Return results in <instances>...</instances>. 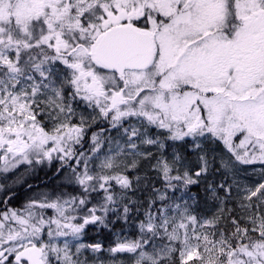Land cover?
<instances>
[{"label": "snow or ice", "instance_id": "obj_1", "mask_svg": "<svg viewBox=\"0 0 264 264\" xmlns=\"http://www.w3.org/2000/svg\"><path fill=\"white\" fill-rule=\"evenodd\" d=\"M77 102L88 113L79 115V123ZM40 115L53 122L50 130ZM89 119L107 121V131L124 137L123 143L117 140V152L100 160L96 174L88 169L93 157L73 147L81 144ZM92 142L90 151L98 154L95 133ZM167 148L173 150L170 156ZM0 150L4 171L33 160L51 162L57 153L56 159L72 169L67 182L83 193L32 201L26 216L10 210L20 230L10 229L4 242L19 241L22 250L9 249L15 264H88L80 258L84 250H102L99 243L78 241L87 225L108 227L110 212L128 221L131 209L125 203L119 213L111 184L133 188L119 171L121 155L154 159L153 168L173 190L204 185L206 198L223 205L235 187L247 201L241 207L252 210L258 204L247 217L250 229L234 219L231 234L220 231L218 238L220 217L198 220L187 200L183 207L147 211L138 225L140 238L118 240L110 253L132 254L134 264H164L176 251L182 264L193 257L201 264H264L259 206L264 205V167L254 185L241 183L246 172L241 166H264V0H0ZM137 163H124V170ZM98 190L102 202L87 207L90 193ZM119 195L123 199L127 191ZM159 199L170 198L160 194ZM168 208L179 213L178 225ZM36 209H52L54 215L45 219ZM81 209L86 214L78 217ZM185 220L211 229L198 233L193 227L195 248ZM178 229L185 230L182 241ZM60 237L66 238L62 247L56 242ZM164 237L183 247H158L154 241ZM201 240L209 253L206 261L198 251Z\"/></svg>", "mask_w": 264, "mask_h": 264}, {"label": "rangeland", "instance_id": "obj_2", "mask_svg": "<svg viewBox=\"0 0 264 264\" xmlns=\"http://www.w3.org/2000/svg\"><path fill=\"white\" fill-rule=\"evenodd\" d=\"M63 67V66H60ZM39 79V77H37ZM57 86H59V82H57ZM70 92V88L65 87L64 93L65 96H68V93ZM77 110V115L75 117V122L79 123V115L83 112L85 115L88 113L83 109V105L80 104L79 102L74 105ZM39 120L43 122V124L50 130L52 127V121L48 119L46 115H40L37 117ZM110 128V125L108 124L107 121L104 120H97L96 122H92L91 119H89V127L86 128L84 138L81 142V144H74L73 147L76 150L77 154L79 152H84L87 156H92L93 158L89 161L88 169L90 172L93 174H96L97 172H100L101 169L99 168L100 160L103 159L107 155L114 154L117 152L119 149L117 147V140H120L121 143H123L124 137L122 135H118L117 132L113 129L110 132L107 131ZM154 129L150 130L151 132H154ZM96 134L100 140L101 143V148L100 152L98 154L99 159L95 158V155L91 153L90 149L92 147V136L93 134ZM111 149V152L109 151ZM2 151V150H1ZM127 151V150H126ZM154 153L156 152L155 149H153ZM166 153L170 156L172 154V149L167 148ZM3 154V151H2ZM158 154V153H156ZM57 153H53V159L51 162L48 160H44L42 163L48 165L52 162H56L59 164V166H62L61 164L65 165L63 161L60 159H56ZM18 159V158H17ZM117 161L120 162V172L124 175H127L129 179L132 182L133 188L132 190H121L119 185L116 184L115 180L111 181L112 184V191L117 194V198L119 200L118 205L116 206L118 208V211L123 210V205L125 203H128V205H150L153 200L157 201L158 203L162 200L159 199L160 194H165L166 196H170L172 191H175L176 194H179L180 191L179 189L173 190L171 188H168L165 186L164 181L160 178L159 173L153 168V165L156 163V161L153 160H145L142 157H133L131 155H121L118 156ZM133 159L137 160V167L135 169L129 168L128 170H124V163L131 164ZM8 160L11 161L12 157L11 155L8 156ZM69 163L73 166L76 167V162L74 160L69 161ZM35 163V160H33V163L31 165L25 164V163H20L17 164L15 167H9L8 171H4L5 164L4 161L1 162L0 160V191L6 190L9 188L13 182H15L20 175H22L27 168L31 167ZM41 164V163H40ZM68 167L67 165H65ZM243 168H246V172L241 173V183L242 184H248V185H254L256 182H258L261 178V172L259 169H261L262 165L260 164H255V165H248V166H241ZM60 168V167H59ZM70 172L71 168L68 167ZM79 170L81 172L84 171V165L83 163H80L79 165ZM106 171V170H105ZM175 183V182H173ZM204 189V185H195L192 187H200ZM121 191H127L126 197L123 199L120 198V193ZM100 192L102 195L103 193L101 191L93 192V193H98ZM192 199L193 197H189ZM235 203V206L242 218L243 221H245L247 224L251 223L247 219V217L251 214L252 210H255L257 207V204H253V209L249 210L246 208L241 207V203H247V201H241V199L237 196V189L234 187L232 190V196L231 198H227ZM255 200V198H253ZM185 200L188 201V197L183 196L180 198V200H174L170 205L174 208L176 204H180L181 207L184 206ZM198 201H191L188 202V204L191 206L190 211L193 215L197 216V219L200 221H203L204 219L210 218L214 215L221 217V215L225 212L224 208L225 206V201L223 205L220 204L218 201H211L206 198L205 191L203 194V199L200 201V207L202 210V214L199 213V215H196L194 212V209L197 205ZM29 205V204H28ZM28 205H25L22 207L20 210H13L12 209H6L3 211H0V224H3L4 227L0 228V252L3 253V257H0V259H4V264L7 262V259L10 257L11 260L15 256L14 252H10L9 249L15 245L17 250H22L19 249V241H8L4 242L9 234L10 229H15V230H20V225L17 224L14 220L11 219V211L17 212L18 215L20 216H26V208ZM159 206V205H158ZM261 211H264V205H259ZM165 206H159V209ZM11 210V211H10ZM37 212L43 211L44 214L46 212L49 213L48 218L52 217L54 215V212L52 209H45V210H40L36 209ZM5 213L8 214V219H5ZM170 217L175 215L176 217V224L178 225L180 223V216L179 213H173L171 208H168V213ZM145 215V212H144ZM184 223L188 224V229L187 233L189 237H192L189 241L190 245L195 248L197 241L193 237V227L196 228V231L198 233H203L204 231H207L208 229H201L199 228L198 225H191L187 220L184 221ZM139 225V222L136 224ZM54 227V226H53ZM252 227V225H251ZM139 228V227H138ZM171 230V229H170ZM139 231V230H138ZM181 241L184 239V234L185 230L184 229H178ZM114 239H115V244L117 241H134L135 239L130 235V232L127 228H124L123 230L116 231L113 233ZM66 238L60 237L57 238V243L62 247L63 242ZM67 239L71 240V237H68ZM42 240L47 241L48 236L47 232L42 234ZM156 240H159L161 242H158ZM154 243L158 247H163L165 245H168L171 243V245L177 249H180L183 247L180 241H173L170 242L167 240L166 237L163 239L157 238ZM79 243H84L82 236ZM75 243V242H74ZM85 244V243H84ZM149 251H152L151 248L148 249ZM72 251H75V248H72ZM199 253L205 257V261L207 260L209 253L204 251L203 247V241L201 240L200 242V247L198 249ZM177 252V257H178V262L179 264H182L181 262V257H180V252ZM174 253V252H173ZM171 254V256L173 255ZM81 259H87L88 264H134V257L132 254L129 253H122V254H112L108 251V249H102L100 252L93 253L90 249L84 250V254L80 257ZM195 262L197 264H201V261L197 259L196 257H193L190 260H187L188 263ZM13 263V261H12ZM15 264V263H13ZM53 264H55V261L53 260Z\"/></svg>", "mask_w": 264, "mask_h": 264}, {"label": "trees", "instance_id": "obj_3", "mask_svg": "<svg viewBox=\"0 0 264 264\" xmlns=\"http://www.w3.org/2000/svg\"><path fill=\"white\" fill-rule=\"evenodd\" d=\"M58 163L52 162L48 165L33 164L31 167L27 168L26 171L19 176V178L13 182V184L6 190L0 191V211L6 209L20 210L23 206L30 204L32 201H41L44 198L55 199L57 196H60L61 199H70L73 196L80 197L83 195L80 187L76 184H69L66 180V177L71 174L68 167ZM60 167V168H59ZM180 191V190H179ZM204 189L200 187L190 186L186 192H181L176 194L175 191H172L170 199L165 201H160L159 203L155 200L151 202V208H149L147 203L145 205H128L131 209L129 213V219L125 222L123 219L118 218L116 212L108 213L106 221L108 222V227L98 226L95 224L87 225L84 232L82 233V239L85 244H94L99 243L102 246V249H110L115 246V239L113 233L116 231L123 230L127 228L130 232V235L135 239L140 238V231L138 225H136L141 220L145 219L144 212L151 211L152 213H157L160 209L159 206L170 205L174 200H180L181 197H188V202L198 201L194 212L196 215L199 213L202 214L200 207V201L203 199ZM223 196L224 193H221ZM102 194L90 193L89 203L87 207H92L93 205H98L102 202ZM193 197L190 199L189 197ZM159 205V206H158ZM225 208L224 213L221 215L218 224H217V238L220 231L225 232L230 235L234 230V225L232 221L235 219L241 227L247 226L251 228L250 224H247L242 220L235 203L229 199H225ZM123 210H120L122 214ZM86 214V209H81L75 215L78 217ZM103 215V213H99ZM49 213L46 212L44 215L45 219H48ZM76 222V221H73ZM207 231H211L208 229ZM161 242L159 240H156ZM1 244V243H0ZM12 263L11 258L7 259L5 264ZM164 264H179L177 252H174L171 258L166 259ZM188 264H197L195 262Z\"/></svg>", "mask_w": 264, "mask_h": 264}, {"label": "water", "instance_id": "obj_4", "mask_svg": "<svg viewBox=\"0 0 264 264\" xmlns=\"http://www.w3.org/2000/svg\"><path fill=\"white\" fill-rule=\"evenodd\" d=\"M116 254H122V253H116ZM13 263H15V256L12 259Z\"/></svg>", "mask_w": 264, "mask_h": 264}, {"label": "flooded vegetation", "instance_id": "obj_5", "mask_svg": "<svg viewBox=\"0 0 264 264\" xmlns=\"http://www.w3.org/2000/svg\"><path fill=\"white\" fill-rule=\"evenodd\" d=\"M0 155H3L1 150H0ZM2 161H3V160H1V162H2ZM55 163H56V162H55Z\"/></svg>", "mask_w": 264, "mask_h": 264}]
</instances>
